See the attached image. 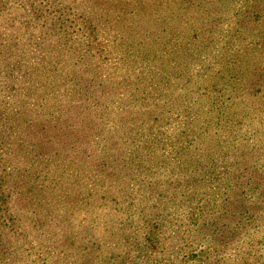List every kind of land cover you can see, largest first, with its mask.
<instances>
[{
	"label": "rangeland",
	"instance_id": "rangeland-1",
	"mask_svg": "<svg viewBox=\"0 0 264 264\" xmlns=\"http://www.w3.org/2000/svg\"><path fill=\"white\" fill-rule=\"evenodd\" d=\"M0 264H264V0H0Z\"/></svg>",
	"mask_w": 264,
	"mask_h": 264
}]
</instances>
